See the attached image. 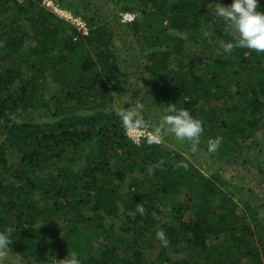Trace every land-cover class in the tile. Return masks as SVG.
I'll return each mask as SVG.
<instances>
[{"label":"trees","instance_id":"obj_1","mask_svg":"<svg viewBox=\"0 0 264 264\" xmlns=\"http://www.w3.org/2000/svg\"><path fill=\"white\" fill-rule=\"evenodd\" d=\"M42 1L0 0V231L13 229L10 248L41 264H54L53 258L59 261L72 251L82 264H190L171 263L164 250L157 261L148 262L140 245L145 233L130 241L105 227V218L119 211L115 181L132 176L122 203L144 232L155 227V205L183 193L186 201L171 211L178 227L168 234L187 244L192 260L263 264L264 227L251 206L240 210L222 185L183 154L144 141L134 144L108 110L123 77L111 49L115 30L99 15L90 17L74 7L77 0H55L86 21L84 36ZM111 1L118 13L136 15L123 25L157 49L146 55V68L158 106L173 103L202 120L205 142L222 138L221 156L240 154L246 142L264 134V53L222 50L233 37L215 15L214 0ZM231 2L221 0L223 6ZM258 10L264 12V0ZM172 31L190 32L201 45L200 54L182 70L171 66L178 40ZM27 43L34 46L26 50ZM49 78L58 86L54 95L47 94ZM237 100L245 104L244 111ZM32 111L46 120H10ZM9 155L18 160L10 163ZM80 161L83 166L76 169ZM160 161L163 165L148 175L147 168ZM179 161L188 167H177ZM114 162L125 172L115 171ZM140 203L143 216L136 213ZM39 218L45 221L41 227ZM97 244H103L100 254L94 252Z\"/></svg>","mask_w":264,"mask_h":264},{"label":"rangeland","instance_id":"obj_2","mask_svg":"<svg viewBox=\"0 0 264 264\" xmlns=\"http://www.w3.org/2000/svg\"><path fill=\"white\" fill-rule=\"evenodd\" d=\"M18 1L25 2L26 0ZM66 1L73 2L76 0ZM217 3L222 5L221 0H214L215 6H217ZM73 6L82 12H86L90 17L94 16L96 18L99 15L101 21L107 22L115 30V40L111 49L119 68L118 71L120 74H123V77L120 92H114L112 94L108 110H111L113 106L127 110L134 106V104L141 103L144 106L142 115L151 122L156 114L163 109V107L158 106L153 97L150 89V76L146 68L148 65L146 55L157 49L150 48L142 36L133 34L123 25V22H121L122 25L117 23V17L121 21L122 19L111 0H77L73 3ZM88 6L91 10L88 9ZM117 8L120 9L119 5ZM56 18L61 21L59 17L56 16ZM63 23L66 22L64 21ZM67 25L71 26V24ZM172 33L176 35L178 40L174 47L175 59L174 61L172 60L171 66L175 69H181L180 67L185 66L190 59L200 54L201 45L198 44L199 41L194 40L196 36L190 32L177 33L172 31ZM33 46L34 43H27L24 49L28 50ZM47 82V94L54 95L58 86L53 84L50 78ZM236 105H238L240 110L244 111L245 104L241 100H237ZM10 120L13 122H37L39 120L45 121L46 119H42L38 112L32 111L26 113L18 112ZM127 137L129 139L128 135ZM141 142L134 144L139 146ZM2 143L3 140L0 138V144ZM158 146L166 151L183 154L204 175L211 178L216 184L222 185L223 190L238 204L240 210L244 212L246 205L251 206L255 212V219L264 227V134L258 135L254 141L250 140L246 142L240 154L229 156H221L218 151L208 153L202 134L196 151L191 150V141H179L172 135L165 136ZM9 160L10 163H15L18 157L9 155ZM82 166L83 161H80L76 163L75 167L76 169H80ZM113 169L120 173L125 172L124 165L120 162H114ZM131 183H133L132 176H126L125 179H117L115 181V185L119 187V211L117 216L105 218V227L107 229H114L121 237L129 238L130 241L145 233L146 240H141L140 245L144 243V247L141 246V253L148 262L157 261L161 251L164 250L166 252V258L171 263L179 260H189L190 264H199L196 260H192L191 257L194 254L187 248V244L182 239L174 242V239L168 234L172 228L176 229L178 227L176 220L171 216V211L176 204L186 201V195L181 193L179 196L166 198L164 201L157 203L155 205L156 210L152 213L156 224L148 233L142 230L144 225L141 222L134 221L135 214L128 211L122 203L129 196ZM43 220L44 218H39L37 221L39 227L45 223ZM247 221L249 222L248 219ZM140 229L141 231H139ZM160 230L164 231L168 241L166 247L156 238L155 234ZM148 241L153 243L152 247L146 246ZM215 242L214 240L210 241V243ZM102 250L103 244L94 246L95 254H100ZM262 261L264 264V253L262 255ZM0 264L41 263L34 259H22V255L14 252L10 248V252L3 259H0ZM243 264L250 263L244 260Z\"/></svg>","mask_w":264,"mask_h":264},{"label":"clouds","instance_id":"obj_3","mask_svg":"<svg viewBox=\"0 0 264 264\" xmlns=\"http://www.w3.org/2000/svg\"><path fill=\"white\" fill-rule=\"evenodd\" d=\"M258 3L259 0H232L230 5L216 4L215 15L222 18L227 26L226 31L233 37L232 40L222 45L225 53H230L234 47L264 53V12L258 10ZM143 107V104L137 103L127 110L116 106L111 109L118 116L122 129L133 143L141 140L148 144L160 143L165 136L172 135L179 141H191V150H197L203 132L202 120L194 118L189 110L168 103L149 122L142 115ZM221 143L222 138L219 136L209 138L206 142V151L215 153L219 150ZM162 165L163 161L152 164L147 168V174L152 175ZM176 166L187 168L188 164L185 161H179ZM136 213L144 215L143 203L136 205ZM12 232V228L0 231V259L10 252V244L13 241ZM155 235L166 247L168 241L164 231H157ZM53 261L54 264H82L76 251L69 252L64 259L59 261L53 258Z\"/></svg>","mask_w":264,"mask_h":264},{"label":"built area","instance_id":"obj_4","mask_svg":"<svg viewBox=\"0 0 264 264\" xmlns=\"http://www.w3.org/2000/svg\"><path fill=\"white\" fill-rule=\"evenodd\" d=\"M42 5L45 9H47L50 13H53L55 16L59 17L61 20L65 21L68 24H71L79 33L86 36L89 33V29L87 27L86 22L80 18L75 16L70 10L63 8L57 1L55 0H43ZM133 13H122L120 14L122 22L124 24H129L135 21L136 15H128ZM143 141V140H141ZM140 141V142H141ZM153 144H161L153 143Z\"/></svg>","mask_w":264,"mask_h":264}]
</instances>
